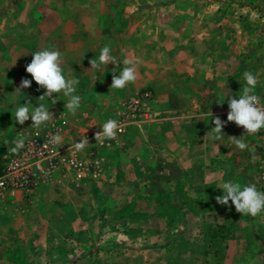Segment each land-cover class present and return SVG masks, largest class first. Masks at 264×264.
Listing matches in <instances>:
<instances>
[{"label": "crops", "instance_id": "1", "mask_svg": "<svg viewBox=\"0 0 264 264\" xmlns=\"http://www.w3.org/2000/svg\"><path fill=\"white\" fill-rule=\"evenodd\" d=\"M105 45L121 67L125 58L139 61L136 81L124 89L110 87L114 64L102 66V72L91 68L90 60ZM44 48L61 52L64 74L79 79V109L98 108L99 119L141 89L154 94L153 118L131 125L113 146L98 145L99 119L83 112L77 120L82 131L75 130V140L61 145L67 153L70 145L88 139L78 152L100 157L101 173L86 182H92L97 203L114 212L111 222H121L114 238L153 248L163 264L175 253L181 261L176 264H264V213L249 216L248 228L241 230L231 215L234 205L215 199L227 180L254 183L264 191V129L249 135L229 122L222 141L205 138L214 127L212 119L227 120V99L238 96L245 71L258 74L256 93L264 98V0H0L2 157L10 152L4 140L30 128L14 119L17 103L31 100L39 106L45 91L33 80L22 95L13 93L23 78L32 79L26 64ZM227 93L219 103L217 98ZM53 96L56 104L44 101L54 114L51 122L69 120L66 98ZM229 136H241L256 159L250 150L232 145ZM241 237L248 239L243 250H230L229 243ZM184 239L195 248H178ZM229 251L233 254L226 262ZM183 252L192 256L188 263Z\"/></svg>", "mask_w": 264, "mask_h": 264}, {"label": "rangeland", "instance_id": "2", "mask_svg": "<svg viewBox=\"0 0 264 264\" xmlns=\"http://www.w3.org/2000/svg\"><path fill=\"white\" fill-rule=\"evenodd\" d=\"M261 99L264 100L262 96ZM114 109L102 115L101 119L96 115L100 111L98 108L78 109L67 120V132L62 143L75 140V130L82 131L79 129L82 124H77L82 112L96 115L98 128L102 130V124L113 118L117 108ZM7 154L0 156V166ZM78 154L81 156L80 152ZM91 183L75 181L71 174L61 171L42 183L47 184L43 189L40 184L27 194L16 193L0 199V264H99V260L103 264H119L122 261L163 264L162 255L153 252V248L143 249L140 244L132 246L128 241L125 243L114 238L115 233L122 230L121 222H111L110 216L114 212L108 211V208L105 210L104 203H97L99 197L95 190L91 191ZM18 196H21L20 199H16ZM231 208V215L236 217L239 229L248 228L249 216L237 213L235 207ZM252 230L254 232L255 227ZM237 239V243H229V249L234 252L242 251L248 244L246 238ZM189 245L195 248L191 241L184 239L178 248L184 250ZM176 254L169 258L168 264L178 258L179 254ZM232 254L231 251L226 253V262L230 261ZM196 255H199L198 251ZM182 256L185 263L192 257L185 252ZM241 257L246 258L244 254Z\"/></svg>", "mask_w": 264, "mask_h": 264}, {"label": "clouds", "instance_id": "3", "mask_svg": "<svg viewBox=\"0 0 264 264\" xmlns=\"http://www.w3.org/2000/svg\"><path fill=\"white\" fill-rule=\"evenodd\" d=\"M110 45H105L101 48L99 56L90 60L91 68L98 71H103L102 66L114 64L112 69L111 89H124L130 83H134L137 79V64L138 60L125 58L119 61L112 54ZM32 60L26 64V72L31 75L32 79L23 78L20 85L16 88L15 97L22 95V90L31 87L34 80L40 89H45L44 93L38 97L39 106H32L31 100L27 103H17L13 113V117L20 125L31 119L32 127L39 129L42 125H46L54 118L53 112L49 110L48 105L44 102L46 99L51 100L52 104L57 103V99L53 96L54 93L62 94L65 100V108L75 113L81 106V96L75 94L76 85L79 84V79L69 77L64 74L61 66V52L52 48H44L32 53ZM119 69V74H116ZM244 84L238 96L234 95L227 99L228 114L227 120H222L216 116L212 127L205 135L206 139L214 142L223 140V128L226 123L234 122L236 126L242 127L245 133L255 135L264 129V105L261 104V97L256 93V88L260 83L258 74L252 71L243 73ZM228 93L223 97H218L219 103L223 104ZM122 131L120 124L115 119H108L102 124V130L95 132V139L98 144L103 145L106 140H115L117 133ZM231 144L239 150H250L255 160V149H249L248 143L243 138L229 136ZM52 144L61 145L62 137L57 132L51 137ZM89 143L88 139H82L74 145H70L69 151L73 148L76 151H82ZM4 144L8 145V150L12 154H18L20 150L25 148V139L23 136H18L12 141L4 140ZM216 144V143H215ZM218 188L223 190V195L216 196L217 203L221 205H234L237 213L244 216L256 217L264 213V191L257 189L254 183L241 184L238 181L227 180L219 184ZM231 201V205H229Z\"/></svg>", "mask_w": 264, "mask_h": 264}, {"label": "built area", "instance_id": "4", "mask_svg": "<svg viewBox=\"0 0 264 264\" xmlns=\"http://www.w3.org/2000/svg\"><path fill=\"white\" fill-rule=\"evenodd\" d=\"M154 94L150 88H144L130 95L114 112L112 119L119 122L124 134L131 125L148 122L153 118L152 102ZM264 105V100L261 99ZM30 128L22 136L25 148L18 154L9 153L4 158L0 170V199L16 193L27 194L40 184L49 180L54 174L65 171L75 181H86L96 178L102 171L100 157L93 154L79 156L78 151L63 152L61 145L52 144L51 137L57 132L62 139L67 132V121L62 119L56 123L42 125L39 129L32 127L31 119L26 121ZM235 124L234 122H232ZM115 140H106L103 147L116 144Z\"/></svg>", "mask_w": 264, "mask_h": 264}, {"label": "trees", "instance_id": "5", "mask_svg": "<svg viewBox=\"0 0 264 264\" xmlns=\"http://www.w3.org/2000/svg\"><path fill=\"white\" fill-rule=\"evenodd\" d=\"M2 166V165H1ZM1 166H0V170H1ZM181 261L176 257V259L174 260V262H172L171 264H176V263H180Z\"/></svg>", "mask_w": 264, "mask_h": 264}]
</instances>
